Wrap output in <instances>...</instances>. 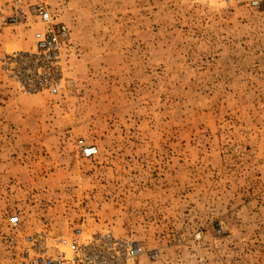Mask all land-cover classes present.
I'll return each instance as SVG.
<instances>
[{
    "label": "rangeland",
    "instance_id": "374dc122",
    "mask_svg": "<svg viewBox=\"0 0 264 264\" xmlns=\"http://www.w3.org/2000/svg\"><path fill=\"white\" fill-rule=\"evenodd\" d=\"M13 1L0 0V264L34 257L27 237L69 252L75 229L138 242L128 264H264V4L43 0L68 31L70 87L50 95L2 68L41 27L3 25Z\"/></svg>",
    "mask_w": 264,
    "mask_h": 264
},
{
    "label": "built area",
    "instance_id": "2783aa9c",
    "mask_svg": "<svg viewBox=\"0 0 264 264\" xmlns=\"http://www.w3.org/2000/svg\"><path fill=\"white\" fill-rule=\"evenodd\" d=\"M217 1L222 3L246 2L251 7L264 4V0H191ZM34 20L41 27L33 33V47L29 51H17L2 59L3 70L11 77L22 93L38 94L46 92L59 95L70 87L64 81L66 63L62 55V42L67 36V28L55 21L43 0H15L12 12L3 20V25H19ZM65 83V85H64ZM82 153L90 157L94 147L84 146ZM12 227L18 226V219L10 217ZM25 241L34 248L24 251L25 264H128L142 253V246L135 241L116 239L110 234H96L82 237V231L75 229L69 241V252L59 251L55 256H45L44 250H36L37 239L27 237ZM153 257V255L151 256Z\"/></svg>",
    "mask_w": 264,
    "mask_h": 264
}]
</instances>
